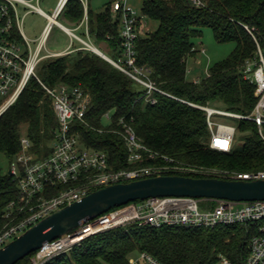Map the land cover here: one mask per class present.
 Wrapping results in <instances>:
<instances>
[{
    "label": "trees",
    "instance_id": "16d2710c",
    "mask_svg": "<svg viewBox=\"0 0 264 264\" xmlns=\"http://www.w3.org/2000/svg\"><path fill=\"white\" fill-rule=\"evenodd\" d=\"M202 1L204 6L196 7L191 0H142L141 13L148 21L157 22L158 28L144 33L137 42V64L149 68L151 80L173 97L196 106L249 116L257 104L256 85L244 78V72L247 63L256 59L257 46L245 28L254 30L264 46V0ZM114 2L111 0L102 12L96 13L88 1L67 0L58 19L73 25L87 19L89 35L96 43H105L106 55L117 60L122 54L121 19L111 11ZM205 28L212 30L216 42H233L236 47L228 58L210 68L206 78L192 82L187 79V61L200 52L194 40L202 37ZM15 38L22 41L18 33ZM36 72L47 87H80L88 96V126L76 122L73 131L80 134L86 148L107 154L112 171L166 164L148 155L141 163H129L120 135L121 120L147 148L177 163L235 172L264 170V141L255 123L237 121V134L244 138L242 148L230 153L211 150L205 111L161 95L155 105L146 103L138 84L93 52L80 50L47 58ZM2 103L0 99V107ZM110 111L115 114L105 126L103 118ZM57 127L52 100L39 81L32 79L0 116V154L12 162L21 151L25 135L35 154L48 156ZM180 176L213 178L199 174ZM13 202H20L18 183L0 165V234L8 225L5 215ZM254 234L245 226L184 230L131 224L92 236L44 264H130L133 253H147L162 264H217L221 256L231 264H245ZM34 256L35 253L18 264H32Z\"/></svg>",
    "mask_w": 264,
    "mask_h": 264
},
{
    "label": "built area",
    "instance_id": "2783aa9c",
    "mask_svg": "<svg viewBox=\"0 0 264 264\" xmlns=\"http://www.w3.org/2000/svg\"><path fill=\"white\" fill-rule=\"evenodd\" d=\"M33 1L35 0H0V99L3 101L0 116L17 101L28 83L36 79L52 100L58 127L54 133L52 151L48 156L35 154L32 150L33 144L27 136L24 135L21 139V151L11 162L9 171L18 183L20 202H13L8 207L5 215L8 225L0 234V249L52 213L110 185L180 174H199L230 181H264V170L235 172L198 169L177 163L147 148L134 130L124 124V120H121L123 131L120 135L128 150L129 163H141L144 156L148 155L150 159L160 158L166 164L112 171L107 154L86 148L80 134L73 131L76 122L88 126L85 121L89 105L88 96L80 87L69 88L65 85L47 87L37 76V68L43 60L60 57L65 53L43 55V51H46L47 29L34 51L25 41L27 50L21 48L15 38V34L18 33L22 40L25 39L30 43L23 31V36L17 32L14 24L13 13L20 21L17 10L19 5L46 18L50 27L51 18H54L56 22L53 24L65 30L58 22V17L67 0H60L52 15L37 8ZM130 1L116 0L112 5L113 15L121 19L122 54L117 60L108 57L107 61L140 86L144 91L146 103L155 105L157 96L161 95L205 111L210 132L209 147L217 152L233 151L237 121L255 123L264 141V46L261 43L262 39L257 38L254 30L245 28L257 46V57L247 63L244 72V78L256 85L257 104L251 115L243 116L211 107L196 106L162 91L151 80V70L137 64V42L144 33H149L151 30L148 19L137 11ZM191 2L196 7L204 6L202 0H191ZM83 24L86 25L88 32L87 19ZM70 34L82 41L85 45L82 50L91 52L97 50L86 40L77 37L75 32ZM215 116L233 119L235 123H216ZM104 117L110 120L108 113ZM60 187L63 189L59 190ZM202 202H214L216 207L212 210H202L200 208ZM131 224L156 229L172 227L184 230H214L220 227L245 226L255 231L245 264H264V201L236 203L193 198L148 199L111 210L96 220L84 223L78 230L45 245L35 253L32 263L44 264L58 255L71 251L92 236ZM141 263L162 264L147 253H140L138 259H130V264ZM217 264H231V262L227 257L221 256Z\"/></svg>",
    "mask_w": 264,
    "mask_h": 264
},
{
    "label": "water",
    "instance_id": "95a60500",
    "mask_svg": "<svg viewBox=\"0 0 264 264\" xmlns=\"http://www.w3.org/2000/svg\"><path fill=\"white\" fill-rule=\"evenodd\" d=\"M94 52L108 60L99 50ZM157 198L226 200L236 203L264 201V181L168 175L110 185L52 213L2 247L0 264H18L45 245L78 230L84 223L96 220L111 210Z\"/></svg>",
    "mask_w": 264,
    "mask_h": 264
},
{
    "label": "rangeland",
    "instance_id": "374dc122",
    "mask_svg": "<svg viewBox=\"0 0 264 264\" xmlns=\"http://www.w3.org/2000/svg\"><path fill=\"white\" fill-rule=\"evenodd\" d=\"M110 1L111 0H89V4L91 6L92 11L96 13H100L104 10L106 4ZM59 3H60V0H35L33 1V4L37 8L42 9L45 13L50 14V15H52L55 12ZM130 4L137 11L141 12L142 0H131ZM17 10H18L20 21H18L15 13H13L14 24H15L16 30L22 36H23L22 34V31H23L25 36L30 41V43L29 42L27 43V41L24 39L19 42V46L27 50L26 48V44H27V46H30L29 48L34 51L39 44V41L41 39L40 37L41 33L43 29L45 28V26L47 25L48 20L44 18L43 16L39 15L37 12L32 11L28 8H25L21 5L17 7ZM58 22H60L62 25L65 26V21L62 18L58 19ZM84 27L85 28H83L82 31L78 32V34L75 33L76 36L81 38L82 40H86L88 43H90L95 48H97V50H99L103 54L105 53L104 55H106L108 53L107 45L105 43H102V44L96 43L95 40L89 35V32H87L86 25H84ZM149 28L152 32H154L158 28V23L155 21H149ZM63 32L64 31L57 24H53L46 38V42H45L46 51H43L44 53L43 55H46L47 53H50V54L51 53L52 54L63 53L65 49L70 45V43H72L73 49L77 48V46H80V45L82 46V48H84L83 46L85 45L82 43V41L73 37L72 35H70L72 37L70 40L69 37L65 36L64 34L65 32L64 33ZM24 41L26 44H24ZM194 42L200 52L197 54V56L191 57L187 61V67H188V70H190V73L187 75V79L192 82L194 80L199 81V80L206 78L209 74L210 68L215 63L228 58L236 47V44L233 42H228V43L216 42L213 36V32L209 28L203 29L202 37L195 39ZM74 43H75V46L73 45ZM86 51L91 52L90 50H86ZM203 51L205 53H202ZM108 114L110 116V120H108L106 117L103 118V124L105 126H108L110 124L111 119L113 115L115 114V112L110 111ZM214 122L223 123V124H233L235 123V120L223 118L220 116H215ZM24 131L25 129L23 130L22 134H25L26 131L25 132ZM242 135L243 134L241 133H238L236 135L235 143H234L235 149L242 148L243 143H244V138ZM10 164H11V159L4 154H0V165L4 173H9ZM217 170L219 169L217 168ZM215 207H216L215 203L210 205L209 202H205V203L202 202L200 204V208L202 210H212ZM13 240L9 241L8 243L12 242ZM138 257H139L138 253H133L131 255V259H138Z\"/></svg>",
    "mask_w": 264,
    "mask_h": 264
},
{
    "label": "crops",
    "instance_id": "0c3cea01",
    "mask_svg": "<svg viewBox=\"0 0 264 264\" xmlns=\"http://www.w3.org/2000/svg\"><path fill=\"white\" fill-rule=\"evenodd\" d=\"M85 1V3H87V0H84ZM88 3H89V0H88ZM90 5V4H89ZM90 8H91V6H90ZM60 19V18H59ZM60 23V22H59ZM61 24V23H60ZM52 26H53V24H51ZM62 25V24H61ZM48 26H49V21H48V23H47V25L45 26V28L43 29V31H42V33H41V38L44 36V33H45V30L47 29L48 30ZM52 26H51V28H52ZM63 26V28L65 29V30H63L64 32V34H65V36L66 37H69V39L71 40V34H70V32H75V33H77L78 34V32H80V31H82L83 30V28H85L84 27V24L82 23V24H80V25H73V24H69V23H67L66 21H65V26L64 25H62ZM51 28H50V30H51ZM49 30V31H50ZM49 33V32H48ZM25 35V34H24ZM74 46H75V43L73 44ZM80 50H82V46L80 45V46H77V48H75V49H73L72 48V43H70V45L65 49V51L63 52V53H65V55H68V53L69 54H72V53H75V52H77V51H80ZM71 52V53H70ZM52 54V53H51ZM54 54H57V53H54ZM105 54V53H104ZM194 81H196V80H194Z\"/></svg>",
    "mask_w": 264,
    "mask_h": 264
},
{
    "label": "bare ground",
    "instance_id": "6f19581e",
    "mask_svg": "<svg viewBox=\"0 0 264 264\" xmlns=\"http://www.w3.org/2000/svg\"><path fill=\"white\" fill-rule=\"evenodd\" d=\"M51 20H52V24H53L54 22H56L54 18H51ZM50 28H51V27L48 26L47 34H48V31L50 30ZM94 48H95V47H94Z\"/></svg>",
    "mask_w": 264,
    "mask_h": 264
}]
</instances>
